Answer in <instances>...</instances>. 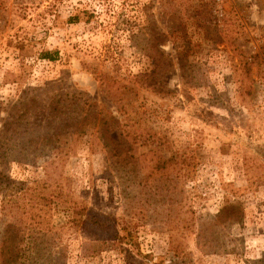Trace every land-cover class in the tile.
I'll return each instance as SVG.
<instances>
[{"label": "rangeland", "instance_id": "1", "mask_svg": "<svg viewBox=\"0 0 264 264\" xmlns=\"http://www.w3.org/2000/svg\"><path fill=\"white\" fill-rule=\"evenodd\" d=\"M2 243L264 264V0H0Z\"/></svg>", "mask_w": 264, "mask_h": 264}, {"label": "trees", "instance_id": "2", "mask_svg": "<svg viewBox=\"0 0 264 264\" xmlns=\"http://www.w3.org/2000/svg\"><path fill=\"white\" fill-rule=\"evenodd\" d=\"M65 115H69V113H65ZM83 115V113L81 114V116ZM102 120V119H101ZM102 124H104V123H102ZM72 126H74L73 124H70V125H66V127L65 128H67L68 130L72 127ZM91 127V126H97L96 125V123H89V121H87V116H84V118H83V120H82V122L78 125V126H76V131H75V133L76 132H82V133H85V130H86V127ZM109 129V128H108ZM123 143H125V141L123 140H121V141H118V142H116L115 143V145L117 146V145H122ZM122 154V153H121ZM120 155V154H119ZM5 248H6V246H5V244L4 243H2V244H0V252H3L4 250H5ZM11 262V260L10 259H0V264H11L10 263Z\"/></svg>", "mask_w": 264, "mask_h": 264}]
</instances>
